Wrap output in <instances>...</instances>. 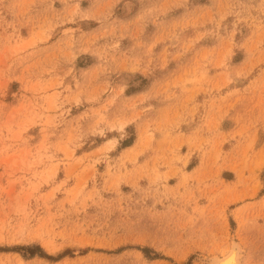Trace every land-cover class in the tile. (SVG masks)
Here are the masks:
<instances>
[{
	"label": "rangeland",
	"instance_id": "374dc122",
	"mask_svg": "<svg viewBox=\"0 0 264 264\" xmlns=\"http://www.w3.org/2000/svg\"><path fill=\"white\" fill-rule=\"evenodd\" d=\"M237 106L255 123L227 130ZM233 242L264 264V0H0V264Z\"/></svg>",
	"mask_w": 264,
	"mask_h": 264
},
{
	"label": "crops",
	"instance_id": "0c3cea01",
	"mask_svg": "<svg viewBox=\"0 0 264 264\" xmlns=\"http://www.w3.org/2000/svg\"><path fill=\"white\" fill-rule=\"evenodd\" d=\"M205 46L208 47H212L210 44H207ZM212 72V71H211ZM197 87V86H196ZM201 88V87H198ZM242 88H240L239 90H241ZM194 90V89H193ZM191 90V92L193 91ZM138 94V93H135ZM136 96V95H135ZM207 99L206 95H204V93H199L198 96L196 97L197 102L200 104V108H199V114H197L195 120L193 122H195V125L191 124L190 119L189 121V126H185L182 127L183 130H187V133H184L187 136H193L194 135V131L195 129L198 127L196 126V124L198 123V119L202 116H206V111L205 109H203V107H201L203 105V100ZM149 102H152L151 100H148ZM151 104V103H149ZM154 104V108L160 109L162 107V105L159 103V101ZM253 109V108H251ZM250 109V110H251ZM256 116H257V112H248V109L243 108V107H236L233 111H230L229 116L225 119L222 120V126L223 124H226V129L227 130H236V129H243L245 127H249L252 125V123H255L254 121L256 120ZM185 123V122H184Z\"/></svg>",
	"mask_w": 264,
	"mask_h": 264
},
{
	"label": "bare ground",
	"instance_id": "6f19581e",
	"mask_svg": "<svg viewBox=\"0 0 264 264\" xmlns=\"http://www.w3.org/2000/svg\"><path fill=\"white\" fill-rule=\"evenodd\" d=\"M241 246L237 242H233L230 245V251L228 255H225L223 258L215 257L211 261L213 264H241Z\"/></svg>",
	"mask_w": 264,
	"mask_h": 264
},
{
	"label": "trees",
	"instance_id": "16d2710c",
	"mask_svg": "<svg viewBox=\"0 0 264 264\" xmlns=\"http://www.w3.org/2000/svg\"><path fill=\"white\" fill-rule=\"evenodd\" d=\"M21 250H27L31 257L40 256L41 258H46L49 260H55V258L47 255L45 252H43L42 248L39 246L34 247H23ZM1 251V250H0ZM149 250H146L145 253L147 254ZM62 258V256H59L58 259Z\"/></svg>",
	"mask_w": 264,
	"mask_h": 264
}]
</instances>
